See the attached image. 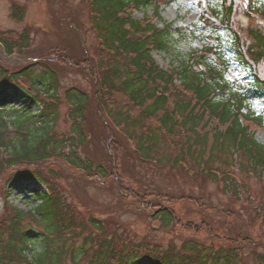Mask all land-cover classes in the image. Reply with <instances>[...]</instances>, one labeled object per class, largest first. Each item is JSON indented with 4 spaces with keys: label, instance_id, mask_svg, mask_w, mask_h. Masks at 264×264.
I'll use <instances>...</instances> for the list:
<instances>
[{
    "label": "trees",
    "instance_id": "obj_1",
    "mask_svg": "<svg viewBox=\"0 0 264 264\" xmlns=\"http://www.w3.org/2000/svg\"><path fill=\"white\" fill-rule=\"evenodd\" d=\"M81 1L87 5L96 33L95 52L91 46L75 49L72 55L57 52L56 60L84 72L89 69L96 84L92 93L82 86L66 91L72 121L67 133L56 130L61 100L54 94L59 90L55 69L37 74V66L46 62L36 60L18 73L28 81L32 101L43 104L38 115L11 109L14 98L10 86L2 82L10 77L4 67L0 69V198L20 178H37L48 187L35 196L38 201L30 210L4 207L0 264H139L142 248L150 251L147 258L157 264H245L230 235L228 244L208 247L199 245L197 239L167 249L124 244L108 221L79 214L62 187L49 178L86 175L101 182L118 178L119 192L127 190L139 205L153 207L152 215L167 228L178 220V214L161 202L168 197L166 193L155 188L139 191L130 182L132 173L125 161L131 150L137 160L153 162L163 138L166 148L172 149L166 158L170 169L184 170L193 180L217 182L237 199L248 189L242 176L264 184V143L255 134L264 126V117L249 110L255 100L264 102V24L258 20L264 18V0H208V8L200 1L201 30L212 36L205 38L203 49L167 69L157 63L155 50L175 53L176 34L187 39L198 33L192 26L157 24L154 18H160V7L173 0ZM149 8H154L152 18L147 13L143 19L134 17ZM12 15L23 17L16 9ZM241 15L249 19L248 25L238 22ZM222 33L230 38L228 45ZM27 45V31L0 33L2 59L16 50L24 52ZM227 52L233 54L232 59H227ZM232 61L250 75L244 87L226 77ZM92 101L97 103L93 117ZM93 121L105 143L102 156L88 152ZM119 134L131 146H125ZM151 195L159 200L148 203ZM262 199L259 213L264 212ZM39 244L41 249L36 250ZM257 259L264 264L263 254Z\"/></svg>",
    "mask_w": 264,
    "mask_h": 264
},
{
    "label": "rangeland",
    "instance_id": "obj_2",
    "mask_svg": "<svg viewBox=\"0 0 264 264\" xmlns=\"http://www.w3.org/2000/svg\"><path fill=\"white\" fill-rule=\"evenodd\" d=\"M200 1H204V6L208 8V0H173L160 7V18H154L160 27L168 22L173 23L175 27L192 26L198 31L195 36L187 39L176 34L175 53L155 50L153 56L162 67L166 69L171 66L178 67L180 61L189 53L203 49L207 43L205 38L212 36V33L201 30ZM15 9L18 16H22L23 13L22 19L12 15ZM145 13L152 18L154 8L138 11L134 17L143 19ZM237 20L242 25H248L249 19L245 15L239 16ZM259 21L263 23L264 19L260 18ZM13 31L19 35L27 31L29 45L24 52L16 50L14 55L10 57L4 55L3 59V50L0 48V69L4 67L10 77V80L2 82L10 86L8 91L14 98L11 109L26 113L31 111L37 115L41 113L43 104L41 101H32L28 81L18 73L32 61L46 62V65L37 66L36 73L40 74L47 68L56 70L59 90L54 94L57 93V98L61 100L56 130L58 133H67L72 121L69 120V104L65 100L66 91L71 86H82L92 93L96 82L88 75L89 69L84 72L81 69L67 67L66 62L56 60V53L60 52V56H65V53L72 55L75 49H87L88 46L92 47L93 53L95 52L97 38L90 26L87 5L81 0H0V33ZM221 38L224 45H228L230 38L224 33L221 34ZM87 53L90 57L91 52ZM226 56L227 59H232L233 54L227 52ZM42 57L45 60L41 59ZM228 70L227 79L237 82L238 87H244L250 82V75L237 62L232 61ZM96 106V101H92L90 108L92 117ZM249 110L255 115L264 117V102L255 100ZM89 131L91 135L88 152L92 156L97 153L102 156L105 153V143L101 141L94 121ZM255 134L256 138L264 143V126L257 128ZM119 138L125 146H131L129 140L121 134ZM158 144L156 159L153 162L137 160L131 154L132 150L129 155L127 154L125 162L126 168L132 173L130 182L136 183L139 191H150V188H155L168 195V199H162L161 202L174 207L178 214V220L169 228L161 226L159 219L152 215L153 207L149 209L146 203L139 205L136 198L127 190L120 193L115 181L118 178L101 182L97 179L90 180L85 175L77 178L52 176L49 180L62 187L72 205L78 208L79 214L108 221L114 228L115 236L122 238L121 242L124 244L147 245L149 249L156 247L167 249L180 248L185 241L197 239L199 245L208 247L211 244L216 246L228 244L226 241L230 235L236 240L243 262L258 264L257 257L264 255V219H262L264 212L259 213L257 210L264 196L263 182L242 176L248 189H243L237 199L232 193L222 190L217 182L195 178L193 180L184 170L170 169L166 158L171 154L172 149L166 148L167 144L163 138H160ZM236 173L241 174L239 171ZM47 191L48 187L37 178H20L5 188L3 198L7 200L9 207L16 206L30 210L38 201L35 196ZM151 200L157 202L159 198L153 195L147 196L146 201L149 203ZM226 211L227 215L223 216ZM228 211L232 213L229 214ZM2 213L0 209V216ZM39 249H41L40 244L36 250ZM147 253L150 251L146 248L141 249L140 254L143 258L140 257L139 264H157L147 258Z\"/></svg>",
    "mask_w": 264,
    "mask_h": 264
}]
</instances>
